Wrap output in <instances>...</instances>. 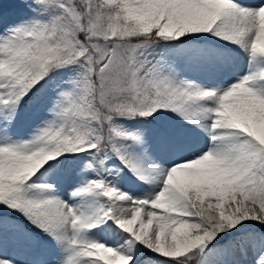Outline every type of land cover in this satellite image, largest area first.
<instances>
[{
	"label": "snow or ice",
	"instance_id": "snow-or-ice-1",
	"mask_svg": "<svg viewBox=\"0 0 264 264\" xmlns=\"http://www.w3.org/2000/svg\"><path fill=\"white\" fill-rule=\"evenodd\" d=\"M0 264H264V0H0Z\"/></svg>",
	"mask_w": 264,
	"mask_h": 264
}]
</instances>
